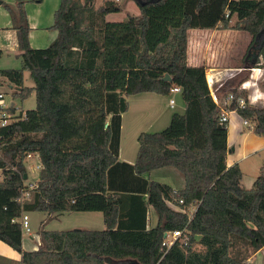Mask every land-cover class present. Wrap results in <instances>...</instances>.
Returning a JSON list of instances; mask_svg holds the SVG:
<instances>
[{
    "label": "trees",
    "instance_id": "trees-1",
    "mask_svg": "<svg viewBox=\"0 0 264 264\" xmlns=\"http://www.w3.org/2000/svg\"><path fill=\"white\" fill-rule=\"evenodd\" d=\"M73 1H59L50 26L56 37L42 48L30 45L25 0L0 3L20 59L0 76L14 85L13 97L35 94L33 109L0 127V241L21 254L20 264H247L246 255L264 246V161L249 188L238 164L227 166V124L219 119L204 65L187 63V42L190 29L247 32L242 63L264 68V0H135L139 14L120 21L104 18L120 10L113 0L98 9ZM25 71L32 86L24 83ZM174 86L183 112L172 113L160 131L140 132L133 164L120 161L127 98L168 96ZM231 86L218 89L233 96L226 110L264 140V106H251L246 91ZM28 154L37 156L40 169L29 198L20 202ZM164 166L181 172L183 188L145 176ZM149 206L157 215L152 228ZM29 211H99L104 228L47 230L43 221L37 249L23 250L17 219ZM173 230L187 232V245L162 246L164 233Z\"/></svg>",
    "mask_w": 264,
    "mask_h": 264
},
{
    "label": "crops",
    "instance_id": "crops-1",
    "mask_svg": "<svg viewBox=\"0 0 264 264\" xmlns=\"http://www.w3.org/2000/svg\"><path fill=\"white\" fill-rule=\"evenodd\" d=\"M59 1L60 0H25V9L30 26L29 42L33 48L46 47L56 37V31L51 29L50 26L53 22V12L58 7ZM1 2L14 6V0H0V3ZM73 2L79 7L88 2V5L91 8L98 9L103 5L104 0H74ZM108 15L109 13L104 16L105 20ZM0 28L2 29L0 30V37H5L6 39V41L0 45V55L3 51H16L17 54V39L15 31L11 28V18L8 11L4 9L1 4ZM249 42L250 35L247 32L225 29L221 26H218L216 29L196 28L188 30L187 63L192 66L204 65L206 80L209 89L212 92L211 94L212 96L215 95L217 97V103L220 102L221 109L226 111L228 114L226 164L227 166L238 164L242 171V184L246 188H249L252 185L263 165L264 140L261 136L254 135L249 129L250 127L243 124V118H241L235 111L226 110L227 104L224 102L229 93L224 95L223 92L218 89L225 83H228V85L230 84V87H232L231 85H237L246 91L248 104L251 106H264V68L249 67L248 64L242 63V57ZM3 85H7L11 91L15 88L14 85L11 84L4 76H0V87ZM158 103L159 100L157 99L156 104ZM167 105L169 108H174V106H169V100L167 101ZM156 106L157 108L155 109V113L151 111L149 113L153 117L154 123H160L159 125H161V127L163 126L162 129H164L169 125L172 114L167 117V119L166 117L164 119V117H162L161 109L159 110V105ZM139 107L140 108L137 107L138 111L136 112V116H140L142 110L141 108L143 106ZM159 129L162 130L161 128ZM160 130H155L153 132ZM140 132L136 133V142L137 136ZM261 152L263 156L261 159L259 158V160L256 159L257 166L253 167L252 163H249L247 167V161L249 162L252 159H255L253 157ZM129 155L130 156L127 157L121 155V148L119 144L118 159L120 161L133 164L135 157L133 158L131 154ZM145 176L149 180H156L165 183L172 187L175 191L184 187L183 175L172 166H164L153 169L149 173L145 174ZM167 205L174 210L180 211L179 209L181 207L177 204L167 201ZM194 209L195 206H190L189 212H193ZM89 212L93 214L92 218L97 223L104 224L101 212ZM65 213L68 212H63L61 214H47L45 223L55 220L61 223L59 218ZM43 221L44 220L40 222V225ZM156 223L157 215L153 207L149 206L147 213V227L152 228L156 225ZM94 227L89 226V228H83L81 226H59L58 228L53 227L52 230H67L73 228L91 230L100 229ZM38 230L35 232L30 231L27 236H23L22 234L23 250L30 251L37 249L39 243ZM197 247L200 248V246ZM20 260V253L0 241V264H20ZM246 262L247 264H264V246L256 251H250L246 255Z\"/></svg>",
    "mask_w": 264,
    "mask_h": 264
},
{
    "label": "rangeland",
    "instance_id": "rangeland-1",
    "mask_svg": "<svg viewBox=\"0 0 264 264\" xmlns=\"http://www.w3.org/2000/svg\"><path fill=\"white\" fill-rule=\"evenodd\" d=\"M117 3L120 5V10L109 13V15L106 17V20L120 21L123 20L127 14L137 15L140 12L138 4L135 0H120ZM2 7L4 8V6ZM83 16L86 18V12H83ZM0 30L2 29L0 28ZM5 41V37H0V45H2ZM19 66L20 59L16 56V51H3V53L0 55V69L18 68ZM24 83L27 86H31L33 84L27 71L24 72ZM0 91H2L4 94V102L6 104L10 105L11 101H13L14 106L21 111L33 109L35 107V94L33 91L23 100H21L19 96L13 97V90L11 91L7 85L0 87ZM169 98H173L175 100L174 108L168 107L167 101ZM157 99L159 100L158 104H156ZM127 102L129 109L121 114L120 148L122 156L127 157L130 156L129 154H131L133 158L135 157L138 145L136 142V133L142 130L153 132L155 130H160L159 128H163V126L161 127V125H159L160 123H154L153 117L149 112L151 111L155 113V109L157 108L156 105H159V110L161 109L162 117H164V119L166 117L167 119V117H169L174 112L182 113L184 106L180 93H170L168 96H162L152 92H143L129 96L127 98ZM139 106L143 107L141 108L142 110L140 116H136V112L138 111L137 107L140 108ZM262 156V152L256 154L253 157L255 159H252L249 162L247 161L246 166L248 167L249 163H252L253 167L257 166V160H259V158L261 159ZM37 163L38 159L35 157V155H33L32 158H27L25 160L24 165L28 174V178L25 180V185H28L29 183L36 184L39 172V169L36 168ZM0 178L2 177L0 176ZM26 213L29 217L31 232L38 230L42 220H44V223L46 222L47 213L38 211H29ZM92 215L93 214L89 211L68 212L59 218L61 223L57 222L56 220L50 221L45 223L44 228L47 230H52L53 227L58 228L59 226H81L83 228L95 226L94 228H104V224L97 223L92 218ZM23 236H27V234L24 233Z\"/></svg>",
    "mask_w": 264,
    "mask_h": 264
},
{
    "label": "built area",
    "instance_id": "built-area-1",
    "mask_svg": "<svg viewBox=\"0 0 264 264\" xmlns=\"http://www.w3.org/2000/svg\"><path fill=\"white\" fill-rule=\"evenodd\" d=\"M113 1L118 2L120 0H113ZM170 92L171 93H179L180 92V88L177 87V86H174V87H172L170 89ZM210 93H212V92L210 91ZM212 98H213V100L216 103L218 102V99H217V97L215 95H213ZM232 99H233V96H232V94L229 93L226 96V100H225L224 103L228 104ZM236 101L239 102L240 104L244 103L243 99H237ZM174 103H175V100L173 98H170L169 99V106L173 107ZM217 104L220 105V102L217 103ZM8 107L13 108V113L7 111ZM21 114L24 115V111H21V110L17 109V107L14 106V102L13 101H11L10 105L6 104L4 102V94L2 92H0V127L6 126L10 122L18 119L20 117L19 115H21ZM219 119H220L221 122H224V123L227 124L228 123V114H227V112L222 110ZM242 122H243V124H245L248 127H250V125H251L250 122H248L245 119H243ZM33 155L34 154H28L26 159L27 158H32ZM36 168L40 169L39 161L36 164ZM26 175H27V173H26ZM35 185L36 184H33V183H29L28 185L26 184L25 189L22 190V194H21V196L19 198L20 202H23L24 200L29 198V195H30L29 191L31 189H33L35 187ZM180 202H182V201L180 200ZM179 210L181 212H184V213L186 212L187 213V211L184 208H180ZM191 213L192 212H188V214H191ZM17 220L19 221V223L21 225L22 234H24V233L25 234H29L31 229H30L29 217H28L27 213L26 212H22L20 217ZM174 242H178L179 244H182V245H187V243H188L187 232L184 231V230H173L171 232H167L165 234V237L163 238V241H162L161 244L166 249H168Z\"/></svg>",
    "mask_w": 264,
    "mask_h": 264
},
{
    "label": "water",
    "instance_id": "water-1",
    "mask_svg": "<svg viewBox=\"0 0 264 264\" xmlns=\"http://www.w3.org/2000/svg\"><path fill=\"white\" fill-rule=\"evenodd\" d=\"M163 79L166 80V81H171V78H170L169 74H165L164 77H163ZM106 125H107V123H106ZM26 176L27 175L25 174V177ZM163 237H165V233H164Z\"/></svg>",
    "mask_w": 264,
    "mask_h": 264
}]
</instances>
